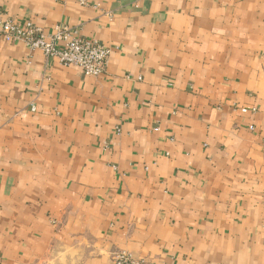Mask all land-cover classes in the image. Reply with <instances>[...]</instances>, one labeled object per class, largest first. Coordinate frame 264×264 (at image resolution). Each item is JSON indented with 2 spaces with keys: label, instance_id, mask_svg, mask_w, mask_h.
<instances>
[{
  "label": "crops",
  "instance_id": "crops-1",
  "mask_svg": "<svg viewBox=\"0 0 264 264\" xmlns=\"http://www.w3.org/2000/svg\"><path fill=\"white\" fill-rule=\"evenodd\" d=\"M87 1L0 0L112 49L0 38V264H264V0Z\"/></svg>",
  "mask_w": 264,
  "mask_h": 264
},
{
  "label": "built area",
  "instance_id": "built-area-1",
  "mask_svg": "<svg viewBox=\"0 0 264 264\" xmlns=\"http://www.w3.org/2000/svg\"><path fill=\"white\" fill-rule=\"evenodd\" d=\"M89 6L87 0H79ZM0 38L6 43H22L31 50L41 51L47 62H58L64 67H75L84 75L99 77L106 73L112 49L97 40L82 38L67 26L56 25L46 36L34 23L20 24L0 7ZM32 111L36 108L32 107ZM243 112H247L243 110ZM115 264H141L131 254L121 251L113 254Z\"/></svg>",
  "mask_w": 264,
  "mask_h": 264
}]
</instances>
